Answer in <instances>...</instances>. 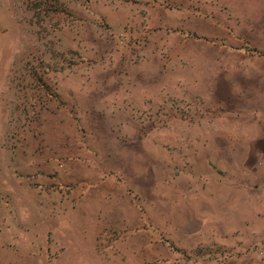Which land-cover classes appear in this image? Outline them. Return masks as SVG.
I'll list each match as a JSON object with an SVG mask.
<instances>
[{"label": "rangeland", "instance_id": "obj_1", "mask_svg": "<svg viewBox=\"0 0 264 264\" xmlns=\"http://www.w3.org/2000/svg\"><path fill=\"white\" fill-rule=\"evenodd\" d=\"M243 4L0 0V264H258L219 184L264 103Z\"/></svg>", "mask_w": 264, "mask_h": 264}, {"label": "crops", "instance_id": "obj_2", "mask_svg": "<svg viewBox=\"0 0 264 264\" xmlns=\"http://www.w3.org/2000/svg\"><path fill=\"white\" fill-rule=\"evenodd\" d=\"M237 1L245 3L243 17L264 18V0ZM248 3H254L253 9H250ZM260 40H264V35ZM242 76L247 81H253L257 77H264V71L257 74L244 73ZM252 95L264 97V90L255 91ZM254 104L247 101L248 106L243 110L247 123L236 148L230 147L229 139H222L220 154L224 173L219 176L226 209L238 211V215L244 219L240 225L249 231H252V227L253 232L256 225L264 224V103L258 106ZM214 174L218 178V173ZM260 254L258 264H264V249Z\"/></svg>", "mask_w": 264, "mask_h": 264}]
</instances>
